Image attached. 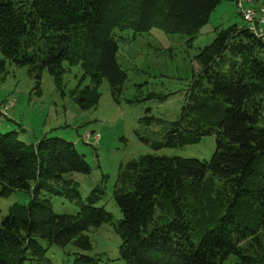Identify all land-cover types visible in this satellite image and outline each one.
Segmentation results:
<instances>
[{
	"label": "trees",
	"instance_id": "1",
	"mask_svg": "<svg viewBox=\"0 0 264 264\" xmlns=\"http://www.w3.org/2000/svg\"><path fill=\"white\" fill-rule=\"evenodd\" d=\"M223 1L0 0V75L9 60L27 67L36 83L47 72L59 87L69 68L80 65L90 84L106 80L119 103L127 75L117 62L116 29H159L192 41ZM214 33L195 57L199 69L180 114L168 123L145 117L140 122L163 123L165 131L160 140L139 137L158 151L214 136V153L208 161L152 154L128 161L113 186L118 220L99 205L102 185L80 201L71 175L89 174L90 167L72 142L42 136L27 145L16 131L0 133L1 197L31 193L1 220L0 264H51L39 240L89 251L87 233L102 224L119 237L128 264H222L229 256L264 264V41L246 23ZM82 100L75 103L85 110ZM52 196L75 202L78 211L56 213ZM95 262L84 255L75 260Z\"/></svg>",
	"mask_w": 264,
	"mask_h": 264
},
{
	"label": "rangeland",
	"instance_id": "2",
	"mask_svg": "<svg viewBox=\"0 0 264 264\" xmlns=\"http://www.w3.org/2000/svg\"><path fill=\"white\" fill-rule=\"evenodd\" d=\"M242 1L252 9L255 22L264 20V0H224L192 41L185 34L167 35L159 29L143 33L116 29L115 35L121 38L117 62L127 75L119 103L112 99L106 80L97 86L90 84L89 76L80 65L69 68L56 87L47 72L36 83L27 67H16L5 60V72L0 75V133L16 131L19 140L27 145L36 144L42 136L72 142L90 167L89 174L71 175L77 183L80 201L84 202L95 186L102 185L105 195L99 205L115 220L120 219L112 192L118 171L128 161L147 154L208 161L214 153V136H205L200 142L183 148L153 151L139 137L160 140L166 125L153 122L147 126L140 121L153 117L168 123L177 118L199 69L195 57L213 41L214 28L252 25L239 13ZM261 26L264 29V24ZM0 58H3L1 52ZM151 94L157 96L150 97ZM80 97L85 110L75 103ZM30 196L31 193L23 191L7 197L0 194V223L11 207L27 204ZM50 200L58 214L78 211L75 202L57 196ZM87 236L92 244L89 251L79 250L73 244L59 247L44 240H39V244L46 249L51 264H75L80 255L95 258L96 264H128L120 258V239L110 225L102 224ZM240 262L229 256L222 264Z\"/></svg>",
	"mask_w": 264,
	"mask_h": 264
},
{
	"label": "built area",
	"instance_id": "3",
	"mask_svg": "<svg viewBox=\"0 0 264 264\" xmlns=\"http://www.w3.org/2000/svg\"><path fill=\"white\" fill-rule=\"evenodd\" d=\"M239 10L241 11L243 18L246 22H252V25H249L250 30L252 33H254L259 39L264 41V29L261 25L264 24V20L257 19V25L254 24L255 18H253V11L251 8H249L247 5H245L246 2L242 1L239 2ZM243 3V6H242Z\"/></svg>",
	"mask_w": 264,
	"mask_h": 264
}]
</instances>
